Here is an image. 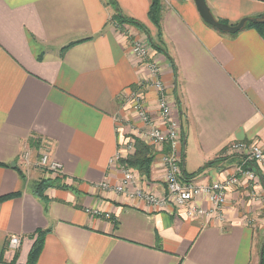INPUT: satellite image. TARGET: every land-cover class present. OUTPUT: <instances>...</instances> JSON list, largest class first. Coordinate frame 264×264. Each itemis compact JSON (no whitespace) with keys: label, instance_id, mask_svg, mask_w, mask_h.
<instances>
[{"label":"crops","instance_id":"1","mask_svg":"<svg viewBox=\"0 0 264 264\" xmlns=\"http://www.w3.org/2000/svg\"><path fill=\"white\" fill-rule=\"evenodd\" d=\"M114 1L148 32L115 27L107 0H0V264H26L40 230L36 264H258L264 212L247 189L229 191L224 222H206L102 184L123 178L126 164L112 160L132 153L125 146L142 125L123 98L149 75L133 37L165 49L152 51L181 119L183 170L197 156L192 173L201 169L197 181L206 183L239 161L231 143L264 146V34L218 30L194 0H163L160 34L151 0ZM206 1L228 24L264 14V0ZM156 97L146 91L145 106L163 126ZM154 148L141 185L162 192V152ZM42 149L63 176L36 168L32 152ZM41 179L53 182L45 198L33 189ZM11 236L21 237L17 249Z\"/></svg>","mask_w":264,"mask_h":264},{"label":"built area","instance_id":"2","mask_svg":"<svg viewBox=\"0 0 264 264\" xmlns=\"http://www.w3.org/2000/svg\"><path fill=\"white\" fill-rule=\"evenodd\" d=\"M115 27H119L115 25ZM134 55L148 70L149 75L141 80L136 88L124 95V101L131 104L133 110L142 123L135 127L133 139L126 144V150L131 151L135 147V139L143 140L162 152L161 160L164 167V182L166 192L158 194L157 191L145 188L136 181L134 171L122 166L123 178L118 184L112 185L108 182L102 184L103 188L114 193L125 194L131 198H137L146 204L166 209L173 207L189 217H201L207 221L226 220L225 205L228 193L232 189L245 188L254 201L264 206V146L256 143L235 141L230 144L228 151L239 157V161L230 168L224 170V177L206 183L195 182L193 177L185 176L182 166V138L181 119L175 116L176 104L167 92L166 85L162 78V71L158 61L153 55L151 44L141 37H133L130 41ZM156 91L157 107L160 126L156 118L146 108V91ZM135 137V138H134ZM41 155L35 165L51 174L62 175L63 165L54 159L48 149H42ZM121 152L115 155L112 160L124 159ZM28 160V158H26ZM255 165L261 172V176L252 169ZM92 214L99 213L98 210L87 209ZM21 244L20 236L10 237V248L17 249Z\"/></svg>","mask_w":264,"mask_h":264},{"label":"trees","instance_id":"3","mask_svg":"<svg viewBox=\"0 0 264 264\" xmlns=\"http://www.w3.org/2000/svg\"><path fill=\"white\" fill-rule=\"evenodd\" d=\"M107 1L109 4L113 5L115 8V12L111 17V21L115 25H118L119 27H121V29H124L126 24H131L133 26L140 28L143 31H147V28L142 23H140L139 21L125 17L121 13L119 7L117 6V4L114 0H107ZM149 17H150L152 23L159 30V33L161 34V22H162V17H163V0H151ZM256 18L262 19V18H264V15L261 14ZM220 21L226 22L224 20H220ZM246 27H255V28L259 29L260 32H262L264 34V21H260L258 23L248 22ZM149 43L151 44V46L155 50L166 52L165 49L163 48L161 42L158 43V42H155L154 40L150 39ZM176 103L180 107L179 102L176 101ZM154 159H155V148H154V146L146 144L143 140L135 139L134 150L132 151V153L128 154L125 159H122V162L129 165V166H132L134 168L139 169L141 174H143L145 176H149L150 172H151L150 171L151 165L153 164ZM217 159H215V161H213V162H209L208 165L211 163H214L216 161L221 160V158L218 160ZM200 172H201V169L199 171L191 173V174L184 171V174H185V176L192 177V176L198 175ZM48 180L47 179H41L40 181L35 182V184L33 185L34 192L37 195H39L40 197H43V198L46 197L45 191L49 187V185H51L50 181H48ZM45 234H46L45 231L40 230L38 232V237H37V239L33 245V248L30 252L29 260L26 264H36L37 259H38L39 254H40V251L44 245V235ZM262 264H264V249H263Z\"/></svg>","mask_w":264,"mask_h":264},{"label":"water","instance_id":"4","mask_svg":"<svg viewBox=\"0 0 264 264\" xmlns=\"http://www.w3.org/2000/svg\"><path fill=\"white\" fill-rule=\"evenodd\" d=\"M197 8L199 10L200 15L204 19V21L211 26L215 27L218 30H221L223 32H228V33H237L240 30H242L248 22H254L258 23L260 21H264L263 19H259L256 17H244L242 18L238 23L236 24H228L226 22L218 20L212 13L209 5L207 4L206 0H194ZM252 169L255 170L260 176L261 172L257 168V166L253 165ZM263 249H264V241L262 243L261 249H260V261L259 264H262L263 261Z\"/></svg>","mask_w":264,"mask_h":264},{"label":"rangeland","instance_id":"5","mask_svg":"<svg viewBox=\"0 0 264 264\" xmlns=\"http://www.w3.org/2000/svg\"><path fill=\"white\" fill-rule=\"evenodd\" d=\"M264 15V14H263ZM263 19V18H262ZM181 138H182V135H181ZM40 148V147H39ZM182 148H183V145H182ZM189 151L190 152H192L191 150H190V147H189V144H188V154H189ZM41 155V153L39 152V154L38 155H36V152H32V157H33V159H36V156H37V158H39V156ZM196 155H197V151H196ZM223 156H226L225 154L223 155ZM223 156H220V157H223ZM219 157V158H220ZM218 158V159H219ZM217 159V158H216ZM217 159V160H218ZM216 162H218V161H216ZM36 166V165H35ZM127 168H129L130 170H132V171H134V174H135V177H136V181H137V183H139L140 185H141V183L143 182V180H144V177H143V175H141V173L139 174L138 173V171L137 170H135V168L134 167H132V166H129V165H125ZM197 156L195 157L194 156V164H193V167H191L190 168V166L189 165H187V170L189 171H186L187 173H192V171L195 169V170H197ZM36 168H37V166H36ZM137 171V172H136ZM34 172L36 173L37 172V170H34ZM164 175H165V173H164ZM51 176V178H60L61 176H63V175H55V174H52V175H50ZM164 177V176H163ZM48 180V179H47ZM163 180H164V178H163ZM193 180L195 181V182H197V175L196 176H194L193 177ZM48 181H51V179H49ZM165 181V180H164ZM53 182H50V184H52ZM144 186V185H143ZM166 192V186H165V189L163 190L162 189V192L160 191H157V193L158 194H164ZM227 202H228V199H227V201H226V204H227ZM226 206V205H225ZM260 210L262 209V212H264V206L262 205V204H260ZM251 212H252V209L250 208V209H248L247 210V215L246 216H248L249 214H251ZM226 216V215H225ZM262 221L264 222V217L262 218ZM262 222V227H264V223ZM263 241H264V238L262 237L261 238V246H262V243H263ZM261 248L259 247V250H260ZM259 261H260V252H259ZM259 264V263H258Z\"/></svg>","mask_w":264,"mask_h":264}]
</instances>
